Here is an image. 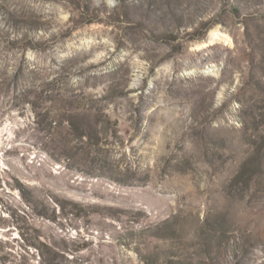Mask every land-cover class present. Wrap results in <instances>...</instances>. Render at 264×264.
Returning a JSON list of instances; mask_svg holds the SVG:
<instances>
[{
	"label": "rangeland",
	"instance_id": "374dc122",
	"mask_svg": "<svg viewBox=\"0 0 264 264\" xmlns=\"http://www.w3.org/2000/svg\"><path fill=\"white\" fill-rule=\"evenodd\" d=\"M0 264H264V0H0Z\"/></svg>",
	"mask_w": 264,
	"mask_h": 264
},
{
	"label": "bare ground",
	"instance_id": "6f19581e",
	"mask_svg": "<svg viewBox=\"0 0 264 264\" xmlns=\"http://www.w3.org/2000/svg\"><path fill=\"white\" fill-rule=\"evenodd\" d=\"M217 41H222V42H225L227 44H230V43L232 44V40L230 39L229 36L220 33L218 30H215V31H212L210 33V42L209 43L212 44V43H215ZM206 45H208V43ZM206 45H204V46H206Z\"/></svg>",
	"mask_w": 264,
	"mask_h": 264
}]
</instances>
